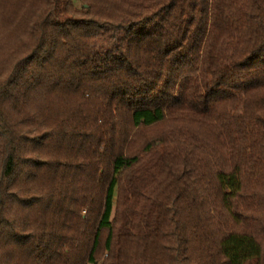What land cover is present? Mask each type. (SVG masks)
<instances>
[{
  "label": "trees",
  "instance_id": "16d2710c",
  "mask_svg": "<svg viewBox=\"0 0 264 264\" xmlns=\"http://www.w3.org/2000/svg\"><path fill=\"white\" fill-rule=\"evenodd\" d=\"M79 1L0 0V264H264V0Z\"/></svg>",
  "mask_w": 264,
  "mask_h": 264
},
{
  "label": "rangeland",
  "instance_id": "374dc122",
  "mask_svg": "<svg viewBox=\"0 0 264 264\" xmlns=\"http://www.w3.org/2000/svg\"><path fill=\"white\" fill-rule=\"evenodd\" d=\"M74 1V3H75V5L77 6V7H79V6H81V2L79 1V0H73ZM154 128H152V129H149L148 131L150 132V131H152ZM99 251L101 252H99L98 253V257H102L104 254H105V251L103 250V247H102V243L100 244V249H99Z\"/></svg>",
  "mask_w": 264,
  "mask_h": 264
}]
</instances>
